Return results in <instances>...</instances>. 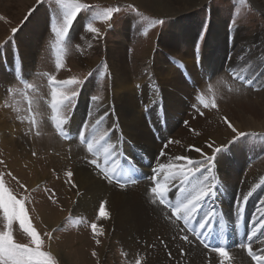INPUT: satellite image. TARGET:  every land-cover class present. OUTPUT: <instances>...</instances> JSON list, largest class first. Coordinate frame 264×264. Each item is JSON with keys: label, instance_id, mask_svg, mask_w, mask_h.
Returning a JSON list of instances; mask_svg holds the SVG:
<instances>
[{"label": "rangeland", "instance_id": "374dc122", "mask_svg": "<svg viewBox=\"0 0 264 264\" xmlns=\"http://www.w3.org/2000/svg\"><path fill=\"white\" fill-rule=\"evenodd\" d=\"M261 1L264 3V0ZM65 2H67V0H65ZM81 2L96 5L99 9L119 6L121 11L114 14L112 20L107 24L100 21L94 22V27L98 28L101 33L97 38H94L92 33H88L85 30L84 25L89 18V13L82 12L75 23L81 20L83 31L81 28L76 34L71 31L69 37L66 38L65 42L61 45V47L64 48L62 53L64 67L60 70H57L55 66V35L51 32L49 27V32L38 40L36 52L30 56V67L27 69L29 70L27 72L25 70L24 63L26 64V62L23 57V47L21 43H23L24 40H31L32 37L30 36V32H32V30L30 29L32 25L36 24L38 21L39 15L42 14L48 18H50V16L56 17L57 22H59L60 5L56 3V0H44L42 5H37L36 0H0V71H4L10 75L11 73L14 74L13 79L0 78V85H2L0 87V125H4V129L6 130H4L3 134L9 139L12 136L13 138L16 136L15 133L12 135L9 131L10 129H8L11 124L10 122L16 124L18 122V126L20 127L21 125H25L21 132V139L25 144L24 150L17 145L12 144L10 146V140L7 138L4 140H8L9 142L0 140V161H3V163H0V172H11L12 175L17 178L13 180L11 177L5 175L6 185L17 195V198L26 197L25 207L31 223L44 240L42 250L50 252L56 259L57 264H83V262H87L85 260L86 255L90 259L91 264H98V261L99 264H135L136 259H140L144 264H167L164 258L168 259L172 264H190V258H192L196 264H212L213 262L214 264H218V255L212 253L210 249H204L199 242L193 241L192 244H187L185 242L183 243L179 238L178 240L173 239L176 235L175 227L173 232L174 236L171 234L170 237L164 235L165 238L162 233L150 235L153 229L147 227L148 231L145 233L148 234L146 235L135 232L134 241L140 245V247L130 248L127 246L128 248H126L124 245L121 247L120 244L122 241L116 239V230L111 226L110 218H97L99 205L101 201L106 200L99 199L95 207L91 210V213H87L81 212L76 204H72L75 198L74 192L70 195L71 200L67 196L64 197L59 187L55 186L53 183L57 182L60 185L62 180L66 181L67 177L65 173L68 170L74 172L72 180L75 183V170L78 162L90 166L86 163V160L92 159L93 157L87 152L86 145H81L75 140L69 143L64 137L56 133L51 120L52 112L48 106V102L51 98L48 78L50 75L55 76L57 80H64L71 77L84 80L85 77H87L86 82L82 88L79 89L78 102L76 103L74 113L71 114L69 125H81L85 121L90 107L89 98L92 95H97L100 99L96 104L91 106L95 116L98 118L105 112L109 113V116L99 125V130L110 132L109 141L116 145L115 151H117L121 148V143L127 144V141L125 140L126 133L119 117V104L113 90L116 75L110 63L108 49L109 47L116 46L117 43H121L126 53L128 67L130 68L132 76L135 78L134 84L137 90L136 99L138 100V108L141 112L144 111L142 116L145 122H147L146 125L149 127L150 125H163V127L166 128L165 131L169 134H166L169 140L179 141V143H174L178 148L176 155H186L192 157L194 160H200L202 159L201 154L191 150L189 146L198 147L205 154L213 155V149L208 147V144L211 143L213 144V148L225 146L224 151L217 156L228 159V154L231 149L235 151L234 148L239 146V143L242 141H252L251 144H253L258 142L262 143V140H264V130L243 131V129L237 126L240 125V123H234L233 121L236 119L232 120L231 118V116L234 115L236 118L237 114H240V116L243 115L246 118H252L253 115L250 111H240V107L238 108L237 106L228 112L220 111V106L223 103L233 107L237 103L234 101L237 97H240L243 92L246 95L249 94L247 92L249 91L254 94V98H256V96L264 90V6H261L260 2H256L255 0H196L193 5L197 6L191 10L189 9L188 11L180 13L182 8L178 6L176 9H181L174 13L161 14L162 12L155 11V0H81ZM130 4L136 6L138 13L128 9V5ZM171 5L176 6L173 2ZM215 10L219 11V17H221L223 22V26L220 27L223 31L221 44L225 47L224 51H222L220 48H217V44L213 45L214 47H212V50L215 51L216 55H219L221 64L215 69H210L211 67L205 65L204 57L208 54L206 52L208 41L210 45L213 42L210 35L213 22L215 21ZM189 15H192V18L188 22ZM181 18L184 19L186 24L187 22L190 24L189 31H191V38L189 40L186 38L182 39L181 32L183 31L180 30V23L182 22H179ZM152 20H163L164 22L162 24H157L155 27L148 28V24ZM233 20H235V24L232 23ZM14 28L17 29V31L12 33L11 30ZM145 28H148L147 35L143 34ZM239 33L243 34L244 38L239 37ZM250 36L251 40H248ZM165 38L171 41L172 49H167L163 45V40ZM221 44L220 46H222ZM196 45H199L198 52ZM188 48L190 50L187 52L186 49ZM178 52H186L184 53L186 57H183L186 59L189 58L190 61L179 56ZM229 61H234L235 64L229 65ZM158 62L160 64H158L159 66L157 68L156 64ZM92 64L94 65L91 68ZM105 64H107L106 71L103 67ZM162 66L167 71V77L164 75V78L159 74V67ZM233 68L236 73L252 79L253 84L251 86L242 85L239 80H234L233 75L235 73L231 71ZM89 72L92 73L91 76H88ZM101 72H104L103 77L100 75ZM92 78H94V81L92 84H88ZM25 82L32 84L34 87L32 89H26ZM176 83L182 85L184 83L186 89L185 87H176ZM9 89H11V91H9ZM167 93L174 94L179 100H182L183 104L181 107L183 108H179L175 104H173L174 106L172 104L169 105L168 100L173 97L167 96ZM198 95H203L206 102L215 97L218 108L211 109L209 113L210 109H204L197 100ZM28 99L32 101V110L37 120V126L35 128L27 122L30 118V113L27 110ZM150 102L152 105H150ZM193 105L203 111L204 115L200 116L193 108ZM151 110H153V113ZM211 112H213V116ZM208 113L209 115H207ZM17 117L22 118L23 122ZM225 118H227L238 131L252 135H248L247 139L246 136L241 137L239 139H243L242 141L236 139L234 143L229 144L230 141H233L236 133H233L231 129L227 127L224 122ZM202 119L204 120L203 125L198 121ZM1 121L3 123H1ZM185 121L188 122L187 125ZM197 121L198 125L200 124L199 127L196 126ZM114 124L116 128L115 131H112V126ZM209 124L213 126L217 125L218 129L219 127L224 128L226 134L221 135L217 132L218 130L212 131V129L207 126ZM169 127H171L169 129L170 131H168ZM14 128L16 127H13V131ZM198 130H200V133ZM52 132L54 134L56 133L57 136L61 138L59 140L65 143V149L68 154L66 166L60 168V170L52 169L51 160L45 159L48 156L50 157L52 152H54L51 142L46 141L51 138L53 135ZM37 133H39V135H37ZM197 133H199V135H197ZM211 134H216L215 136L217 137L230 136V138H221L218 144H216V141L211 138ZM262 144H264V142ZM129 145L130 144H127L126 146ZM36 146H39V148ZM141 146L143 147L142 143ZM140 151V155H143V152L141 151V154ZM33 152L36 153L35 156L32 155ZM245 152H249L248 146ZM125 153L122 154V157H119V162L121 164L125 161L124 157L128 156ZM252 155L258 158V164H261L264 160V152L258 149L256 144L252 145ZM103 159V155H101L100 160L102 163ZM30 169L48 173L49 177L37 185L28 184L29 180L27 181V179L31 171ZM19 172H23V175L24 173L27 174L23 178ZM213 174L217 178L216 182L218 186L223 185L219 188V193L221 195L225 190L224 183H226L224 170L222 171L215 165ZM133 176L137 181H143L144 179L145 181L148 180L147 176H143L141 172L138 171H135ZM17 180L19 183H17ZM66 184L68 187L72 186L69 183ZM248 184L243 186L244 188L247 187L245 193L243 187L229 188V194L233 195L231 206V211H233V213L229 214L225 211V214L224 211H217L219 214L221 212L220 218L224 217V222L216 229L217 233L215 235L224 232L223 229L225 228L232 236H235L238 232L242 233L241 240L244 238L243 235L247 236V234H250L247 233L249 224L245 221L246 225L242 218L246 213L248 204L255 202L253 200H255L258 195L262 194L261 200H263L264 174L260 180L258 179ZM20 185H24V187L22 188ZM146 186L147 185H144V187ZM151 186L152 184L149 182V189ZM127 187L124 189L120 188V190L126 193L129 188L132 187V184H129ZM176 190L177 189L173 190L172 194L169 193V198L173 202H175V197L177 195ZM53 192L55 195L52 199H49ZM248 192L252 194L248 200L243 203L244 209L238 217L240 223L239 226H237L235 223L237 218L234 221V212H237L236 206L240 203L239 198ZM147 193L145 192L148 214L153 215L151 211L153 206H159L160 208L163 206L153 205L149 202L150 200ZM53 199L55 203H53ZM216 199L217 196L214 199L215 202ZM257 202L259 201H256V203ZM261 206H264V204ZM107 207L106 205V208ZM162 209L163 213L167 211L164 208ZM107 210L111 213L110 208H107ZM92 222H96L104 232L103 236L96 237L101 241L99 245L95 243V239L93 238L90 228ZM3 230H5V222L2 215H0V231ZM45 233H50L51 239L49 236H46ZM121 233L123 232L121 231ZM13 236L18 243H29V238L19 228L18 223L15 222L13 224ZM241 240L237 241L236 246L233 248L234 251H232V249L229 250L231 255L234 256L230 263L253 264L251 258L245 255V251L238 247ZM161 241H163V243H161ZM169 241L171 242L170 246L168 244ZM195 247L201 248L200 257H204L203 262H201V258H194L193 253H190V249H195ZM181 248L185 250L184 255H181ZM93 251L97 253L96 257L92 256ZM236 252L242 253L245 257ZM169 253H171V255H169ZM178 254H180L179 258H177ZM209 256L211 258H209ZM187 259L188 263L186 262Z\"/></svg>", "mask_w": 264, "mask_h": 264}, {"label": "bare ground", "instance_id": "6f19581e", "mask_svg": "<svg viewBox=\"0 0 264 264\" xmlns=\"http://www.w3.org/2000/svg\"><path fill=\"white\" fill-rule=\"evenodd\" d=\"M194 1H196V0H155L156 6L154 8H155L156 12H162L161 14H163V13H165V14L174 13L177 10H180L182 8V11H180V13H182V12L188 11L189 9L191 10V9L195 8L197 5H193ZM255 1L256 2L259 1L260 5L264 6V3L261 0H255ZM172 2L176 6L171 5ZM178 6H181V8L176 9ZM177 14H179V13H177ZM214 14H215V16H214L215 21L213 22V27L211 29V35H210L211 39L213 41L212 42L213 44L211 43V45H210V43L208 41V44L206 46V52L208 54H206L204 57V59H205L204 63L207 67H211L210 69H215L218 65L220 66V64H221L220 63L221 61L219 59V55L218 54L216 55L215 51L212 50V47H214L213 45L217 44L218 47L217 46L216 47L220 48L222 51H224V47H225L224 45L221 44V41H222L221 39L223 37V31L220 29V27L223 26L222 25L223 22L221 20V17H219V11L215 10ZM174 15H176V14H174ZM191 16L192 15H189L188 22L192 18ZM48 19H49L48 17H46L42 14L39 15V19L37 21L38 23L36 22V24H33L32 28L30 29V30H32V32H30V36L32 37L31 40L30 41L24 40V42L22 41L23 43H21V45L23 47V51H22L23 57H24V60L26 62V64L24 63L25 68H26L25 70L27 72L29 71L27 69L30 67L29 66L30 59H31L30 56L36 52V49H37L36 44H37L38 40L41 37H43L44 35H46V33L49 32L48 31V29H49V20ZM179 22H182V23H180V30L183 31V32H181V36L183 37L182 39L186 38L187 40H189L191 38V31H189L190 24L188 22L186 24L184 19H182V18H181V20H179ZM80 28L83 31L82 21L78 20L75 23V26L73 27L72 32L74 34H76V32H78L80 30ZM224 32H225V29H224ZM225 35H226V33H225ZM239 37L244 38L243 34H241V33H239ZM258 39H260V38H258ZM248 40H251V36L249 37ZM171 44L172 43L168 38H165L163 40V45L167 49L173 48ZM220 44L222 46H220ZM186 50L188 52L190 49L188 48ZM108 52H109L108 56L110 59L111 66H112L114 73L116 75L113 90L115 92V96H116L117 102L119 104V117H120V121L122 123V126L124 128V131L126 133L125 134V140L127 141V144H130L129 146H126L127 144L121 143V148L118 149L117 151H118V153H120V157H122L123 156L122 154H124L126 152L125 154H127L128 156L124 157L125 160L126 159L131 160L135 165L136 171L141 172V174L143 176H147V179H148V177H150L152 175V168H155L159 162L167 163L168 160H170L173 156H175L177 154L178 148L174 143L170 144L167 148H164V145L167 143V141H169V138L167 137L169 134L165 131L166 128L163 127V125H161V124L160 125L159 124L158 125H150V127L148 125H146L147 122H145V120L142 116L144 109L142 110L143 112H141L138 108V100L136 99V95H137L136 91L137 90H136V87L134 84L135 78L132 76V74L130 72V68L128 67V63L126 60V53L123 49L122 44L117 43L116 46L109 47ZM184 53H186V52H184ZM184 53L178 52L179 56H181V57L185 56ZM185 57H183V58H185ZM186 60L190 61L189 58H187ZM243 60H244V58H243ZM230 61H229V63H230L229 65L235 64L234 61L233 62H230ZM158 64H160V63L158 62L156 64L157 68L159 66ZM93 65L94 64L91 65V68ZM159 74L162 75L163 78H164V75H165V77H167L166 76L167 71L163 68V66L159 67ZM0 78L1 79H13L14 74L11 73V75H10L9 73H5L4 71H0ZM93 81H94V78H92L88 82V84H92ZM176 85H177L176 87H178V88L185 87V89H186V85H184V83H183L184 86L180 83H176ZM1 86L2 85H0V87ZM247 92L249 94L245 95L243 92L240 97L236 98V100L234 102H237V103L235 105L233 103V105H234L233 107L229 104H226V103L221 104L220 111L228 112V111H231L233 108H235V106H237L238 108L240 107V109H241L240 111H242V110L250 111L253 115L252 118H246L243 115L240 116V114L239 115L237 114L236 118L234 117L235 115L233 114L234 116H231V118H232V120L236 119L235 121H233L234 123H237V124L240 123V125H237V126H239L241 129H243V131H246V130L247 131H249V130H254V131L264 130V90H262L258 94V96H256V98H254V94L250 93L249 91H247ZM167 96L173 97V98L168 100L169 105L175 104L179 108H183V107H181L183 104L182 100H179L174 94H171V93H167ZM144 103H147V102H144ZM150 105H152L151 102H150ZM210 111H211V109L209 110V113H210ZM151 112L153 113V110H151ZM206 112H208V111H206ZM209 113L207 115H209ZM211 113L213 116V112H211ZM177 117H179V116H177ZM224 117H225V113H224ZM215 118H216V116H215ZM237 118H238V122H237ZM198 121L200 123H202V125H203V122H204L203 119L198 120ZM198 121L196 122V126L199 127L200 124L198 125ZM209 121H211V120H209ZM1 123H3V122L1 121ZM10 123L11 124L9 125L8 129H10L9 131L12 135L15 133L16 136L14 138L12 136V137H10V139L8 137H6L5 134H3L4 130H6V129H4L5 128L4 125L1 126L2 125L1 124L0 125V140H2L3 142H6V141L9 142L8 140H4L5 138H7L10 140V146L12 144L17 145L19 148L24 150L25 144L23 143V140L21 139V132L23 130V127H25V125H21V127H20V126H18L19 125L18 122H17V124L14 122H10ZM69 124L70 123H68L65 126V130H67L71 133V138L69 139V143L74 141V140L79 142V139L77 137H78L80 125H69ZM101 126H103V125H101ZM172 126H173V124H172ZM207 126L210 127L212 129V131L218 130L217 132L220 133L221 135L226 134L224 132V128L219 127V129H218L217 125L213 126V125L209 124ZM250 126H252V127H250ZM13 127H16V128H14V131H13ZM20 128H21V131H20ZM170 128L171 127L168 128V131H170L169 130ZM198 131L200 133V130H198ZM56 133L55 134L53 133L51 138L46 140V141L51 142L54 152H52L50 157L48 156L45 159L51 160L52 167H53L52 169H59L60 170V168H64V166H66V160H67L68 154H67V151L65 149V143L63 141L59 140L61 138H59ZM166 134H168V135H166ZM215 135L216 134H211V138L216 141V144H218V141L221 138H224V139L230 138V136L217 137ZM250 135H252V134H250ZM120 136H121V134H120ZM259 136H261V135H259ZM246 139H247V136H246ZM188 140H189V138H188ZM238 140L242 141L243 139L242 140L238 139ZM263 142H264V140H262V143ZM141 143L143 144V147L141 146ZM251 143H252V141H248V140L246 141L245 140V141H242L241 143H239L240 144L239 146H237V147L234 146L235 151L233 149H231V151L228 154L229 160L223 159L222 156L216 157L215 165H217L218 168H220L222 171L224 170L225 182H226V183H224L225 190L222 192L221 195L218 192L216 202L213 201L212 199H210L205 204V206L203 208L204 211L209 210V208H215L216 211H221V212L227 211L229 214H232L233 211H231V206H232V201H233V199H232L233 195L229 194V188L230 187L231 188L232 187L241 188L244 185H246L252 181H256L258 179L259 180L261 179V177L264 174V168H263L264 167V160L262 161L261 164H258V158L254 157L252 155V145L256 144V147L258 149L263 150V152H264V144H262L260 142L253 143V144H251ZM66 145H67V143H66ZM39 146H36V147L39 148ZM216 146H218V145H216ZM247 146L249 149L248 153L245 152V149ZM156 148H157V150H156ZM140 150L143 152V155H140V153H139ZM161 151H164L165 155L161 156L160 155ZM142 152H141V154H142ZM27 155L29 157H31L29 154H27ZM55 156H61V157H55ZM145 156H147V157H145ZM123 161H124V159H123ZM30 170L31 171L29 173V177H28V179L26 178L27 181L29 180L28 184L37 185L39 183H42L44 180L48 179V177H49L48 173H43V171L41 172V171L35 170V169H30ZM19 174L21 175V177L24 178L27 173H24V175H23V172H19ZM149 182H150L149 179L147 181H145V179L143 181L138 180L137 183L132 184V187L129 188V190L126 193H124L122 190H120V187L117 186V184L115 185V183H109L108 181H105L99 175H97L96 171L92 167L87 166L85 164L83 165L81 162H78V164L76 166V170H75L76 187H72L71 185H70L71 187H68L64 180H62V183L60 185L57 182H55L53 184L55 186L59 187V190L64 195V197L67 196L70 200H71L70 195L72 192H74L75 198H74V201L72 204H76L78 206V209L81 212L83 211V212L91 213V210L95 207V205L99 199L106 200L107 206H108L107 208L111 209L110 220H111V226L113 227L114 230H116L115 231V236L117 237L116 239L122 241V243L120 244L121 247H123V245H124L126 248H128V247L134 248V247H140V245H138L134 241V236L136 235L135 232H137L138 234H145L146 235V234H148V233H145L148 231L147 227H151V229H153V231L150 233V235L162 233L163 236L167 235L170 237V234L171 235L174 234L173 232H174L175 226L172 225L171 222H166L165 220L162 219V214H163V209H162L163 207L162 206H161L162 208H160L159 206H156V207L153 206L151 208L153 215L148 214V210H147L148 207L146 205L147 204L146 203L147 198H146L145 192L147 193L149 191V187H148ZM220 182H221V180H220ZM144 185H147V186L144 187ZM222 186H219V188H221ZM177 187H178V185L176 183H174L172 186H170L169 193L172 194L173 190L177 189ZM246 188H244L245 191L243 190L244 193L246 192ZM240 190H242V189H240ZM261 195H258L256 197V199L254 198L255 200H253V201H255V202H251L248 204L247 209H246V213L243 215L244 217L242 218V220L244 222L245 221L248 222L250 229L253 227V225L258 220L264 219V216L261 215V211H260V209H264V206H261L262 205L261 202L264 201V198H263V200H261V197H262ZM72 198H73V196H72ZM256 201H259V202L256 203ZM67 202H68V200H67ZM221 212H220V214H221ZM225 214H226V212H225ZM222 215H223V213H222ZM198 218H199V215L197 216V219ZM236 218L238 219L237 212H234V221ZM55 220H56V218H55ZM219 221H220L219 223L214 222V226L216 229H218V227L222 225V223L224 222V217L220 218V215H219ZM245 224H246V222H245ZM193 226H195V221L193 222ZM249 228L247 230V233H250ZM120 230L123 233H121ZM119 231H120V233H119ZM261 231H264V229H262ZM216 233H217V231H216ZM189 235L193 241L198 243V241H196L195 238L192 237L190 233H189ZM247 236H248V234H247ZM164 238H165V236H164ZM176 239L178 240V238H176ZM261 241H264V236H261L258 233V237L254 238V240L252 242L254 251H259L261 248H264V243H261ZM168 244L170 246L171 242L169 241ZM232 251H234L233 248H232ZM186 252H187V250H186ZM200 252H201V248H198V247L197 248L195 247V249H190V253H193L194 258H199V259L201 258V262H203L204 257H200ZM237 254L242 255V253H237ZM245 255H247V254H245ZM64 256H66V255H64ZM189 256H190V254H189ZM179 257H180V254L177 255V258H179ZM232 257H234V256H232ZM243 257H245V256H243ZM65 258H67V257H65ZM188 258H190V257H188ZM209 258H211V257L209 256ZM217 258L219 259V257H217ZM85 260L87 262L86 263L83 262V264H91V261L87 255L85 256ZM164 260L167 262V264H172V262H169L168 259L164 258ZM178 261H180V260H178ZM183 261H185V260H183ZM211 261H213V260H211ZM157 262H158V260H157ZM186 262L188 263V259ZM189 262H190V264H196L192 258H190ZM232 263H230V264H232ZM155 264H157V263H155ZM212 264H214V262Z\"/></svg>", "mask_w": 264, "mask_h": 264}, {"label": "snow or ice", "instance_id": "6c2138e0", "mask_svg": "<svg viewBox=\"0 0 264 264\" xmlns=\"http://www.w3.org/2000/svg\"><path fill=\"white\" fill-rule=\"evenodd\" d=\"M37 5H42L44 0H36ZM56 3L60 5L59 22L56 17L50 16L49 27L51 32L55 35L54 49L56 51L55 66L57 70L64 67L63 51L64 48L61 45L65 42L66 38L69 37V33L73 29V25L77 20L78 16L82 13H89V18L85 22V30L88 33H92L94 38L101 35L100 30L94 27L95 21L108 23L112 20L114 14L121 11L119 6L106 7L99 9L96 5H90L82 3L81 0H56ZM128 9L132 12L138 13V9L135 5H128ZM147 19V18H145ZM163 20H152L148 24V28L155 27L157 24H162ZM235 24V20L232 21ZM148 28L143 31L144 35H147ZM12 33H15L17 29H12ZM91 46V45H89ZM78 47V46H77ZM197 52L199 45H196ZM105 71L107 70V64L104 66ZM233 73V79L239 80L242 85L251 86L253 80L246 78L244 75L235 72V69H231ZM92 73L89 72L88 76ZM101 77L104 76V72L100 73ZM87 77L84 80L76 77H71L64 80H57L55 76H49L48 85L50 87V101L48 106L51 109L54 128L58 134L62 137L67 136L65 126L71 120V114L75 111L76 103L79 98V89L82 88L86 82ZM26 89H32L34 86L30 83L25 82ZM239 90V89H238ZM11 91V89H9ZM100 98L97 95H92L89 98V112L85 121L79 126L78 138L81 145H86L87 152L91 154L92 159H87L86 163L93 167L96 174L99 175L105 181L109 183H116L121 189L126 188L129 184L137 183L133 174L136 171L135 165L131 160H125L123 164L119 162L120 154L115 151L116 145L109 141L110 132L100 131L99 125L109 116L108 112L98 118L95 116L92 105L96 104ZM197 100L203 106L204 109H217L215 97L209 101H205L203 95H198ZM28 112L30 118L27 122L35 128L37 126V120L32 110L31 99L27 100ZM193 108L197 111L200 116L204 115V112L193 105ZM23 119L20 117H17ZM229 129L236 136V139L250 135L249 133L238 131L231 122L225 118L224 121ZM187 121L185 124L187 125ZM116 125L112 126V131H115ZM39 135V133H37ZM199 135V133H197ZM172 143H179V141H167L164 148H167ZM210 149H213V155L205 154L200 148L195 146H189L191 150L201 154L202 159L194 160L190 156L186 155H175L167 163L159 162L155 168H152V175L148 178L152 184L147 196L153 205L163 206L165 211L162 219L166 222H171L175 226L176 236L173 239L179 238L181 241L192 244V237L195 238L205 249H210L211 252L216 253L219 257V264H230L233 259L226 244L221 246L224 241L223 233L218 237L219 243L210 244L209 239L216 234L215 223H219V213L215 208H209L204 211L205 204L218 195L219 186L217 184V178L213 174L216 157L219 153L224 151L225 146L213 148V144H208ZM36 155L35 152L32 153ZM103 155V163L100 160ZM161 156L165 155L164 151H161ZM3 163V161H0ZM127 165V166H125ZM5 175L16 180L17 178L12 175L11 172H0V215H2L5 222V230L0 231V264H57L56 259L50 252L42 250L44 240L38 233L36 228L31 223L28 212L25 207L26 197L17 198V195L6 185ZM67 180L66 183L76 187L72 177L74 172L68 170L65 173ZM17 183L19 181L17 180ZM174 183L178 185L177 195L175 202L169 198L170 186ZM22 188L24 185H20ZM251 192L243 194L239 200L237 207V217L243 211V203L246 202L251 195ZM55 193L49 199H52ZM53 203L55 200L53 199ZM264 204V201L261 202ZM107 201H101L97 218H110V213L107 208ZM261 215L264 216V209H260ZM199 215V219L197 216ZM195 221V226L193 222ZM18 223L19 228L29 238V243H18L13 236V224ZM236 225L239 226V219L235 221ZM93 238L95 243L99 245L100 239L96 237L103 236V229L96 223L92 222L90 225ZM264 219L258 220L253 227L250 229V234L247 236V240L241 242L238 247L246 251L247 256L251 258L253 264H264V248L259 251L253 250V240L258 237V233L264 236ZM51 239L50 233H45ZM163 243V241H161ZM264 243V241H261ZM181 255L185 254L183 248L180 249ZM171 255V253H169ZM92 256L96 257L97 253L92 252ZM99 264V261H98ZM135 264H144L140 259H136Z\"/></svg>", "mask_w": 264, "mask_h": 264}]
</instances>
